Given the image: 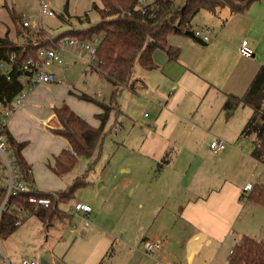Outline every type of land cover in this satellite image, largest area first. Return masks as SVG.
Returning a JSON list of instances; mask_svg holds the SVG:
<instances>
[{
    "label": "crops",
    "instance_id": "0c3cea01",
    "mask_svg": "<svg viewBox=\"0 0 264 264\" xmlns=\"http://www.w3.org/2000/svg\"><path fill=\"white\" fill-rule=\"evenodd\" d=\"M201 14L204 18L198 21L195 18L192 23L193 32L200 29L209 31L211 42L200 46L185 34L172 35L168 39L169 44L181 50L178 61H170L163 51L154 52V70L161 71V81L157 85L160 91L167 89L157 97L160 98L161 110L155 121L134 126L133 133L126 131L128 135L117 146H128L135 156H130L129 162L122 165L114 162L115 171L110 175L122 178L124 193L138 198L140 215L137 216L141 222L135 239L129 245L134 247L131 252L137 253L139 243L142 245L146 241L163 246L159 254L147 257L145 264H213V259H206V251L210 253L214 243L220 245L235 236L234 229L247 208L241 198L245 193L244 187L250 182L238 183L231 178L229 173L232 170L229 172V169L233 160L244 168L253 166V162L256 164L250 156L253 146L250 154L237 149L240 143L228 145L225 151L214 154L210 148L212 142H232L235 137L229 140L226 135L212 133L206 128L218 123L231 133L236 129L232 116L237 109L249 108L240 106L223 116L227 98L230 95L242 98L260 67L264 66V0L251 5L243 14L233 13L230 8H218L213 13L202 11ZM244 39L255 53L253 58H243L238 53ZM54 67L50 71L56 74ZM56 76L57 83L44 85H52L54 93L58 92V74ZM138 85L139 88H148L141 81ZM51 89L42 87L44 93L38 95H48ZM70 92L76 96L83 94L71 90L68 92L71 101H59L55 108L67 104L79 118L94 128L98 127L99 121L95 116L100 109L97 111L85 106V101L78 100ZM27 102L29 100L9 119L8 131L19 143L28 144L23 155L32 168L33 189L51 195L65 191L69 184L64 183L61 190L50 191L41 186L45 182L66 179L69 174L58 178L52 170L56 159L63 152L70 154L71 151L66 140L51 133V130L60 129L55 108L47 110L45 119L37 123L25 114L29 113ZM85 107L88 108L87 113H83ZM110 123L114 124L113 127L116 125L114 120ZM241 128L236 129L237 136ZM37 137L48 141L46 149L36 148ZM167 154H170V162L163 165ZM129 164L135 165L130 167ZM77 179L69 178L72 184ZM105 184L103 181L99 186ZM110 187L109 180V191L117 189V186ZM74 217L73 214L69 216L70 224ZM0 264H12L8 253L0 255Z\"/></svg>",
    "mask_w": 264,
    "mask_h": 264
},
{
    "label": "rangeland",
    "instance_id": "374dc122",
    "mask_svg": "<svg viewBox=\"0 0 264 264\" xmlns=\"http://www.w3.org/2000/svg\"><path fill=\"white\" fill-rule=\"evenodd\" d=\"M41 2L50 6L54 16H47L41 20ZM94 4L99 8L103 7L101 0H0V37L9 32V38L14 43L24 45L28 41H36V33L39 30H44L52 39L63 33L86 31L101 21L100 14L93 9ZM11 12L32 18L30 31L23 32L20 27L16 28ZM203 18V15L199 13L196 21ZM94 39L86 42H92ZM97 45L98 43H95V48ZM82 51H84L82 47L78 46L71 53L65 55L66 64L63 68L57 66L53 68L58 74L57 93L51 89L54 85L52 84L37 87L34 92L36 94L33 93L35 96L29 97V102H27L29 113L25 114L31 120L41 123L42 119H45L46 111L50 108L54 109L57 102L71 101L72 97L68 96V92L71 90L86 94L107 105L112 103L114 88L98 73L91 70V66L96 62L90 66L89 54ZM80 54L82 55L80 56ZM133 72V79L144 82L148 88H139L137 84L135 92L125 89L118 95L115 100L117 102L115 104L120 109V114L117 115L118 122L114 127V124H109L101 148L92 158L79 159L78 166L66 175V179H56L54 182H45L41 185L44 190L50 191L51 189L61 190L64 183L69 184V187L72 186L71 180L74 181L77 177H85L87 182L86 186L77 190L73 200L67 204H59L58 210L62 214L54 219L52 229L46 230L38 218H29V215L22 220L24 224L8 240H0V255L8 253L12 264H22L23 260H35L38 264H100L110 252L113 254V260H110L109 264H145L147 257L151 258L143 250V243L142 245L139 243L137 253H132L134 249L132 245L131 248L129 247L135 239L141 222V218L137 216L140 215L139 208H137L138 198L131 196L128 192L124 193L121 186L122 178L113 177V175L110 177L115 171L116 163L114 162L122 165V163L129 162V158L135 156L128 146L119 147L117 144L123 143L128 135L127 130L133 133L134 126L148 125L155 121L161 110L159 107L160 98L157 97L167 91L165 88L160 91L157 85L161 81L159 79L161 71H144L137 62ZM42 87H48L51 89V93L44 96L38 95V93L43 95ZM85 106L99 111L96 104L85 103ZM87 112L88 108L85 107L83 113ZM31 114L35 115L31 117ZM223 114L224 117L227 115L226 112ZM247 114L250 115L247 117ZM252 114L250 108H238L235 115L232 116L236 129L239 130L242 127L241 131H243ZM111 118L110 122L113 120L115 122L114 114ZM214 124L208 126L206 130L226 135L229 140L235 137L232 142L227 140L224 142L230 146L240 143L243 146V153L250 154L251 141L240 138L241 131L237 136L236 129H232L230 133L225 130L224 126L218 123ZM48 145L47 140L37 137V149H46ZM134 165L129 164L130 167H134ZM112 167L113 169H111ZM229 172L231 178L240 184L244 185L250 182L252 185H256L263 181L264 164L253 162V166L244 168L236 165L233 160ZM109 180L110 189L117 186L116 190L109 191ZM103 181L106 184L100 187L99 184ZM134 186H136L135 183ZM75 203H87L91 209H94L88 219L89 227L85 225L84 219L78 217H74L70 224L69 216L73 214L70 207ZM246 207L245 213L234 229L235 236L223 244L214 243L209 249L210 253L206 251V259H213L215 261L213 264H227L230 252L235 247V239L239 240L244 237L243 235L264 242V208L251 205ZM73 230H75V234L72 232ZM237 234H241V236Z\"/></svg>",
    "mask_w": 264,
    "mask_h": 264
},
{
    "label": "trees",
    "instance_id": "16d2710c",
    "mask_svg": "<svg viewBox=\"0 0 264 264\" xmlns=\"http://www.w3.org/2000/svg\"><path fill=\"white\" fill-rule=\"evenodd\" d=\"M103 7L96 4L93 9L100 14L101 21L86 31L63 33L57 38H51L44 30L36 33V41L26 44H16L9 38V32L0 37V66L6 63L8 74L0 68V105L11 108L14 100L24 91L20 82L21 66L29 59H36L40 49L54 48L57 43L66 37H74L82 42L99 38L96 48V63L91 70L98 73L107 83L112 85V103L109 105L90 98L86 94L76 96L78 100L96 104L100 113L95 116L99 121L98 127H92L85 119L79 118L67 105L55 108L54 113L60 124V129L51 130V133L68 142L70 149L63 152L52 168L58 177L71 173L81 158L90 159L101 148L106 130L114 114L117 124V115L120 114L115 100L125 89L135 92L139 81L133 79V68L139 62L141 68L147 72L156 69L154 52L163 51L170 61H178L181 50L169 44L172 35H183L193 31V21L202 11L216 12L218 8H230L233 13H246L250 6L260 0H180L179 4L173 0H149V4L141 8L142 0H101ZM17 27L23 32L20 19L22 15L10 13ZM20 25V26H19ZM14 58V62H12ZM9 76V77H8ZM242 98L232 95L228 97L223 111L229 113L238 107H249L252 116L246 123L240 138L249 139L253 146L251 158L259 164H264V66ZM116 126V125H115ZM11 151L16 158L17 166L23 175V180L30 182L32 170L24 158L23 150L26 142H18L9 131L6 132ZM170 154L164 158L163 165L168 164ZM161 165V166H163ZM84 177L78 178L72 186L65 191L53 195L36 191L21 193L11 197L6 210L0 218V240H8L19 228V213L25 211L31 217L38 218L46 230L52 229L53 221L62 212L58 210L59 204H67L75 198L78 189L86 185ZM252 191L244 193L242 200L246 206L264 208V178L263 181L253 185ZM5 189L0 187V208L6 199ZM31 199H47L51 201L49 208L45 209L30 202ZM112 252L108 253L100 264H109ZM110 257V259H109ZM227 264H264V242L252 237H242L236 240L233 254L228 258Z\"/></svg>",
    "mask_w": 264,
    "mask_h": 264
},
{
    "label": "built area",
    "instance_id": "2783aa9c",
    "mask_svg": "<svg viewBox=\"0 0 264 264\" xmlns=\"http://www.w3.org/2000/svg\"><path fill=\"white\" fill-rule=\"evenodd\" d=\"M177 4H179L180 0H173ZM149 4V0L141 1V8L146 7ZM40 18L43 20L47 16H54L52 14V10L48 4H44L41 2L40 5ZM32 23V18H27L25 16L21 17V26L25 30H30ZM195 37H199L204 40L205 43L210 42V34L209 31L206 30H198L194 31ZM99 38L94 39L92 42H82L79 39L74 37H66L62 39L58 45L54 48L40 49L37 53L36 59L28 60L21 66V76L20 82L24 85V91L14 100L11 108H7L5 106L0 105V187L5 189V201L4 204L0 208V218L1 214L7 208V203L11 197L17 196L21 193H33L36 192L32 187V181L27 182L23 180V175L20 173L19 167L16 163V158L14 156L13 151H11L7 136H5L8 131L9 119L17 113L19 110L23 109L26 101L29 97L35 92V89L39 86H44L48 84L57 83V76L53 72L50 71V68L54 66L63 67L65 65V55L67 53H71V51L78 46H81L84 51H86L90 58L91 64L90 66L96 62V48L95 43H99ZM238 53L243 58H253L254 54L253 50L249 47L247 39H244L241 46L238 49ZM14 62V58L11 59ZM7 64L2 63L0 66L3 73L6 75L8 71L6 69ZM9 77V76H8ZM211 150L214 154L219 152H223L227 149L228 144L223 141L217 140L210 144ZM242 144L237 145L238 150H242ZM70 155H75V153L71 150ZM31 179V172H30ZM253 185L248 183L244 189L245 193L252 191ZM53 197L56 199L57 195L52 193ZM30 202L34 205H38L45 209L49 208L51 205V201L47 199L35 200L31 199ZM73 215L75 217L81 218L85 220V225L87 227L90 226L89 217L93 213V209H91L90 205L85 203H75L70 207ZM17 213H21L19 215V223L18 226L21 225L22 220L29 216L25 211H20L16 209ZM74 234L75 230L72 231ZM161 243H153L150 241H146L143 244V250L149 256H154L159 254L162 250ZM230 254H233L231 251ZM22 264H37L31 260H23Z\"/></svg>",
    "mask_w": 264,
    "mask_h": 264
},
{
    "label": "water",
    "instance_id": "95a60500",
    "mask_svg": "<svg viewBox=\"0 0 264 264\" xmlns=\"http://www.w3.org/2000/svg\"><path fill=\"white\" fill-rule=\"evenodd\" d=\"M185 35L194 40L197 44H200L201 46H206L207 43L204 42L203 39L195 37V34L193 31H187L185 32Z\"/></svg>",
    "mask_w": 264,
    "mask_h": 264
}]
</instances>
